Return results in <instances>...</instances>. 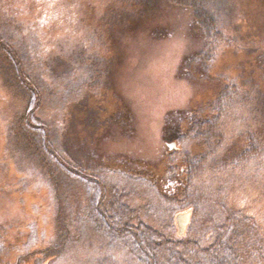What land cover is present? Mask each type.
Wrapping results in <instances>:
<instances>
[{"label": "rangeland", "instance_id": "374dc122", "mask_svg": "<svg viewBox=\"0 0 264 264\" xmlns=\"http://www.w3.org/2000/svg\"><path fill=\"white\" fill-rule=\"evenodd\" d=\"M53 143L84 185L60 209ZM208 215L264 264V0H0V264H212Z\"/></svg>", "mask_w": 264, "mask_h": 264}, {"label": "trees", "instance_id": "16d2710c", "mask_svg": "<svg viewBox=\"0 0 264 264\" xmlns=\"http://www.w3.org/2000/svg\"><path fill=\"white\" fill-rule=\"evenodd\" d=\"M17 119V117H15ZM18 121V119L16 120V122ZM31 121L33 123H35L36 125L39 124V128H41L43 125V123H41L40 121L38 122L36 119H31ZM14 122V123H16ZM18 128L20 129L19 132H24L26 130V124L25 121L23 120L20 121L19 124H17ZM35 126V125H34ZM36 127V126H35ZM30 128V127H29ZM34 129V127H33ZM15 131H17L16 127H15ZM214 134L211 135V137ZM37 141L40 143L42 138L38 137V135L36 136ZM52 139V138H51ZM42 145V144H41ZM48 145L50 146L49 142ZM53 145H55L53 143ZM58 146V144H57ZM55 145V150H51L48 149L49 151L52 152V156L53 157H48V155H44L42 150L39 148L38 150V154H41L42 152V158L43 160H41L42 162L41 165H44L47 163L46 167L47 170H44L45 173H47L49 176L46 177V180L49 182L50 184V188L53 190V195H54V201H53V205L54 207H57L58 209H60L59 204L62 205L63 202H65V200L69 201L70 203L72 202L74 205L78 202V190L79 188L82 189L83 182L81 179H74V174L75 171L78 166H74V164L70 163L69 160L66 158V156L64 155L63 152L60 151V146L57 147ZM44 147L46 148V146L44 145ZM256 149H251L248 150V152H242L239 153L237 155H235L234 159H232L231 161H229L230 163H235L238 161H242L244 160L247 156H251L252 154H255ZM56 158V162H53L52 158ZM201 159V158H200ZM199 159V160H200ZM57 163V164H56ZM73 167H72V165ZM80 174L82 175V173L80 172ZM185 175V174H184ZM78 177V176H77ZM190 178H187V176L185 175L183 178V183L181 181V185L179 188H176L174 190H170L172 191L170 194H167L166 192H164L163 190H161L162 193V197H164L166 199L165 202L169 203V208H174L173 206H177L178 208L180 207L179 205L182 204L181 199L185 198L187 201H193L195 200L196 196H195V192L193 191V188H191L192 190H190V192H188V188L187 187H191V185L189 184ZM186 183V184H185ZM70 184L74 185L73 189L69 190V187L71 186ZM69 185V186H68ZM187 185V187H186ZM191 208V212H192V222H194L196 225H198V219H199V211H201V201L200 199H198L197 203H193L190 204ZM65 206V205H64ZM70 206V205H69ZM182 207V206H181ZM70 208L73 210V205L70 206ZM175 209V208H174ZM59 213H61L60 211H58ZM70 212V211H69ZM63 214V213H62ZM205 217V221L215 224L212 225V232L213 236H211V240H213L215 242V249H217V251L215 252V254L213 255V263L215 264L217 260H221V258H225L222 260V262L220 261V264H237L239 262V259L242 258L243 256H248V258H252L253 256H255L256 254H254L255 250H249L247 249L245 252H243L241 250L240 247H238L241 243H240V238L237 235L234 234L235 230H237V228H239V226L241 224H239L237 221L235 220L234 215H231L230 218H219V216L217 217H213L212 215H208V216H204ZM61 219L59 218V221ZM204 223V225H202L203 227L205 226V224L207 225L208 223ZM219 222V223H218ZM216 224H219V227H216ZM232 227L233 230H228L226 229L227 227ZM207 227V226H206ZM218 228H223L221 230L225 231V235L222 234L221 230H219ZM192 230V225L189 228V231ZM247 234V232L245 233L244 230V236ZM248 236L250 237L251 235L248 234ZM187 239V238H186ZM184 241V240H183ZM154 242V241H153ZM191 242H193L191 239L188 238V240L184 241L183 243H187L189 245H192ZM57 247V246H56ZM62 248H58L56 250H47V252H45L46 257L45 258H50L54 259L55 256L59 255V252ZM4 250V249H3ZM11 250H16V252L20 253V254H24L27 253L26 251H23L22 249H19L18 247L15 248H11ZM261 252L263 249H260ZM3 252V251H2ZM175 254L179 255L178 257L184 255L181 248H178L175 250ZM0 253H1V247H0ZM43 254V253H42ZM260 253H258L257 255H259ZM239 255V257H238ZM263 255V252L260 254ZM44 257V256H43ZM42 255L40 254V257L37 258V263L38 262H47L48 260L44 261L45 258H43ZM183 257V256H182Z\"/></svg>", "mask_w": 264, "mask_h": 264}, {"label": "water", "instance_id": "95a60500", "mask_svg": "<svg viewBox=\"0 0 264 264\" xmlns=\"http://www.w3.org/2000/svg\"><path fill=\"white\" fill-rule=\"evenodd\" d=\"M190 221V215L185 214V215H180L177 217V223H178V228H179V233L180 235H183L185 232L186 227L188 226Z\"/></svg>", "mask_w": 264, "mask_h": 264}]
</instances>
